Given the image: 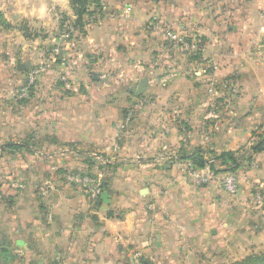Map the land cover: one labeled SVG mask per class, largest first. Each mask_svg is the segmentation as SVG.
<instances>
[{
    "label": "crops",
    "instance_id": "0c3cea01",
    "mask_svg": "<svg viewBox=\"0 0 264 264\" xmlns=\"http://www.w3.org/2000/svg\"><path fill=\"white\" fill-rule=\"evenodd\" d=\"M48 1L56 11L70 9L69 0H30L27 4L0 0L6 20L0 37V147L6 143L21 146L26 141L41 143L42 149L34 148L32 152L38 159L31 163L34 173L28 176L33 178L44 170L51 174L45 178L36 176L30 185L32 181L25 174V189L14 203L8 207L2 203L0 246L9 248L10 259L4 261L0 256V264H22L17 261L25 256V249H41L40 253L43 249H217L219 242L229 245L243 240L247 237L245 228L250 234L251 230L259 233L251 235L263 240L264 200L262 205H252L255 200L249 192L247 198L246 191H242V201L234 210L232 205L213 204L212 199L203 198L208 192L218 194L215 181L194 187L180 178L172 183L166 176L153 175L169 168L174 169L170 173L181 171L179 167L159 164L157 155L162 152H187L209 145L227 151L234 145L249 143L256 129L264 130V106L233 125L228 124L231 118H226L225 123L211 118L210 107L202 114L210 118H195L198 102L144 101L129 107L127 103L125 111L120 106L126 102H114L116 95L123 100L129 98L123 94L142 98L135 95L141 79L146 80L144 98L149 92H158L153 61L162 48L157 39L153 40L158 35L148 39L147 31L143 34L141 20L154 16V20L182 31L195 28L205 32V24H200L202 20L196 15L195 1L101 0V15L96 23L85 25L82 33L71 28L60 34L51 27L47 35L35 36L37 45L27 47L19 30L21 23L25 19L33 24L43 22L45 27L48 8L44 4ZM252 13L238 27L243 38L239 41L244 46L240 56L258 60L264 75V18L254 32ZM195 20L199 22L197 27ZM181 56L179 67L180 61L199 60L200 67L196 66L194 74L198 69L204 72L202 65L207 62L212 65L219 57L228 59L227 53L205 55L203 51L197 57L185 53ZM25 59L39 66L26 72ZM19 63L25 68L19 69ZM190 66L191 63L185 65ZM12 67L20 75H14ZM33 71L36 80L23 97L21 88L27 79L23 82L22 78ZM129 110L134 111L133 115H128ZM256 153L258 169L264 171V156ZM114 160L119 166L111 169ZM26 166L23 164V168ZM57 170L68 173L69 178L80 173L108 172L113 176L100 203L94 204L81 182L52 178L59 174ZM142 180L152 184L144 187ZM29 186L36 191L32 195L27 192ZM258 187L264 192V181ZM169 189L175 190L178 198H172ZM245 197L247 203L243 201ZM247 205L254 210L247 209ZM111 211L115 213L107 215ZM240 243L243 245V241Z\"/></svg>",
    "mask_w": 264,
    "mask_h": 264
},
{
    "label": "rangeland",
    "instance_id": "374dc122",
    "mask_svg": "<svg viewBox=\"0 0 264 264\" xmlns=\"http://www.w3.org/2000/svg\"><path fill=\"white\" fill-rule=\"evenodd\" d=\"M20 1L23 4H27L30 0ZM155 1L159 2L162 0ZM174 1L177 2L178 0ZM181 1L187 3V0ZM191 1H195L196 15L202 20L200 24H205L206 27H202L205 32H198L195 28H192L188 32L182 31L180 28H174L169 24H163L162 22L154 20L157 19V17L152 18L154 16L148 19L143 18V20L138 18L144 24L142 29L143 34L147 31L148 39H153L158 35L153 40L154 42L158 40L159 46L162 48L160 54L154 56L155 59L153 61L155 65L153 67L154 71L157 70V72L153 71V75L155 76L154 81L158 92L154 94L149 92V94H145V98L142 95L144 93L140 95L143 96L142 98H135L133 95L123 94L125 98L129 97L128 100H123V98H119L116 95L114 102L120 103L119 101L121 100L126 102V104L120 106L124 111L127 103H129V107L131 103L134 104L137 102L136 104H138L144 101H164L169 103L174 102L175 104L198 102L199 106L194 114L195 118L198 117L199 119L201 117L199 120L204 121L207 117L210 118L207 115L202 116L205 111L204 109L210 107L208 112L211 113V118L220 119L222 123L226 122V118H231L230 121L228 120V124L237 125L247 113L252 114L254 110L258 112L264 106V75H262V66L258 60L254 59L251 61L240 56L244 46H241L242 43L239 41L243 38L239 35L240 28H238L249 12L252 11L253 13L250 15L251 25H253L252 30L254 32L257 31L259 21L264 18V0ZM53 5L51 1H48L46 5L44 4L45 7L47 6L46 9L48 8L47 22L49 23L45 24V27L43 26V22L41 24H33L30 21H24V19L21 23L19 30L27 42V47H29L28 45H37L34 44L35 36L47 35L45 32H50L51 27L54 28L55 32H60V34H65L71 28H75L76 31L82 33L85 25L91 22L92 24L96 23L95 20L101 15L100 12L103 7L101 0L89 1L87 4L88 12L81 16V22L84 24L80 27L78 26V22H76L77 14L71 6L70 0L69 10L59 12L58 9L57 11L55 10ZM54 12L55 15L53 14ZM3 21L5 23L6 20L0 10V37L1 32L4 31V28H1ZM53 23H55L56 28L52 26ZM198 23L195 20L196 27L199 26ZM167 33H181L180 35L184 38V43L189 41L199 43L196 45L197 49L184 50L180 47L177 48V42H172L173 39L169 40L170 38ZM43 45L49 47L47 44ZM202 51L205 55L216 53L221 56L227 53L228 59L224 60L222 57H219V60L212 65L207 62V64L202 65V71L204 72L198 69L196 71L197 74L193 73L196 66L200 67L199 60L197 59L190 62L186 59L185 61H180L181 67H179V62L177 65L179 57H182L181 54L185 53L188 56H196ZM231 56L233 59L231 58L230 60L229 57ZM149 59H153V56L151 58L149 57ZM164 60L166 61L165 63L162 62ZM24 61L27 63V67H24L26 72L36 69L39 66L38 62V64L33 63L28 59ZM190 63L191 66L186 68L185 65L188 66ZM169 64H172V66ZM163 66L166 67L163 68ZM12 70L14 71V75H20L14 67H12ZM27 78L28 75L26 77L24 76L22 81L24 82ZM11 85L15 84L11 83ZM176 91L179 92L178 95ZM133 113V110L128 111V115H133ZM253 134L255 136L253 135L251 137L252 139L249 143L245 142L237 147L234 145L233 150H215L210 148L209 145L202 146L203 148L197 146L187 152L181 150L162 152L160 155H157L159 164L179 167L181 171L179 173H170L174 169L169 168L167 171L153 176H166L172 183L178 182V178H180L182 182H186V185L190 184L194 187L207 186L209 183L215 181L218 186V194L215 193L217 196L214 193L210 194L211 192H208L203 198L212 199L213 204L232 205L234 210L237 208V203L242 201V199H239V193H242V191H246L245 195L247 198V193H250V197L255 200L254 204L251 203L252 205H262L264 192L259 189L258 185L264 181V174L261 173L264 171L260 167L258 169V161L255 158L258 153L254 152L251 147L259 141L264 142V130L259 131L256 129ZM22 143L21 146L15 148L1 149L0 147V221L3 218L2 208L4 205L2 206V203H5L4 207L11 206L15 198L19 196V193L25 189V174L32 181L28 185L34 183L32 179H35L36 176H39V178L51 177V174H47L49 170L36 173V176L33 178L28 176L29 173H34L31 163H35L36 159H38L32 152L34 148L38 150L42 149L40 146L42 144L34 141ZM0 145L2 144L0 143ZM194 151H198L196 155L199 156L198 159L201 160V164L191 158L192 152ZM258 152L264 156V146ZM168 153L170 155H167ZM107 159L110 158L108 157ZM151 159L153 158H148L147 160ZM112 162L110 164L111 169L119 166L117 160ZM23 164L27 166L23 168ZM39 166L41 167V165ZM252 167L253 170H251ZM110 168L108 169L109 171ZM56 173H59V170ZM67 174L59 173L53 175L52 178L63 177L68 181L73 179V182H81L83 191L94 204L100 203L101 194H104V190L109 185V179L113 176L112 173L108 172L93 175L92 173L86 175L80 173L76 174L74 178H69L66 177ZM132 176L135 177L136 175L133 174ZM227 177L231 179L232 185H235L236 190L234 192H229L226 188L227 183L225 180ZM260 177H263L262 180ZM141 184L144 187H148L152 183L142 180ZM29 187L27 189L29 194L32 195L36 192H34V187ZM181 188L182 186L179 184V197L181 195ZM166 189L168 188L166 187ZM170 189L171 197L178 198L175 190L171 191ZM40 192H43V190ZM109 192L111 193V190ZM246 197L243 201L247 203L248 199ZM245 207L254 210L250 205ZM113 213L115 212H107V215ZM235 227L240 228L239 225H235ZM6 231H9V227H7ZM245 231L247 237L240 240V242L243 241V245L237 241H233L229 245L220 244L219 242L217 249H208L209 247L207 249H68L67 252H61L59 249H43L42 253H40L41 249H25V256H21L24 257L22 258L23 260L20 257L17 262H23L22 264H234L250 257L260 256L264 253V239L261 240L251 235L259 233L251 230L252 233L250 234V230L246 228ZM18 251L20 253V250Z\"/></svg>",
    "mask_w": 264,
    "mask_h": 264
},
{
    "label": "trees",
    "instance_id": "16d2710c",
    "mask_svg": "<svg viewBox=\"0 0 264 264\" xmlns=\"http://www.w3.org/2000/svg\"><path fill=\"white\" fill-rule=\"evenodd\" d=\"M89 1H92V0H70L72 8L74 9L75 13L77 14L76 22H78V26H80V27L84 24L81 22V16H82V14L88 12L87 11V4L89 3ZM94 1H98V0H94ZM3 24H5L4 21H3ZM19 146L20 145L17 143H6L3 146V148H15V147H19ZM263 146H264V142L259 141L256 144L252 145L251 148L253 149L254 152H258V151L262 150ZM197 152L198 151L192 152L191 158H193L194 161H196V162L198 161L201 164V160L198 159L199 156L196 155ZM3 259H4V261H8L10 259L9 253H8V257L7 258L5 257ZM234 264H264V253H262L260 256L250 257L248 259L236 262Z\"/></svg>",
    "mask_w": 264,
    "mask_h": 264
},
{
    "label": "built area",
    "instance_id": "2783aa9c",
    "mask_svg": "<svg viewBox=\"0 0 264 264\" xmlns=\"http://www.w3.org/2000/svg\"><path fill=\"white\" fill-rule=\"evenodd\" d=\"M167 35L170 38L169 40L173 39L172 42H177L178 44L177 48L180 47L181 49H184V50L197 49L196 45L199 44V43H194V41H189L187 43H184V40H183L184 38L182 37V35L177 34V33H172V34L167 33ZM35 80L36 78L34 76V71H33L32 73L28 75L27 80L24 82L21 88L22 96L26 97L28 95V89L34 84ZM225 181L227 183V186H226L227 190L229 192H234L236 188H235V185H232L231 179L227 177Z\"/></svg>",
    "mask_w": 264,
    "mask_h": 264
},
{
    "label": "water",
    "instance_id": "95a60500",
    "mask_svg": "<svg viewBox=\"0 0 264 264\" xmlns=\"http://www.w3.org/2000/svg\"><path fill=\"white\" fill-rule=\"evenodd\" d=\"M19 69H24V64L19 63L17 66ZM146 85L145 79H141V81L138 83V86L135 90V95L139 96L144 91ZM9 253V248L7 246H0V255L2 258H7Z\"/></svg>",
    "mask_w": 264,
    "mask_h": 264
}]
</instances>
